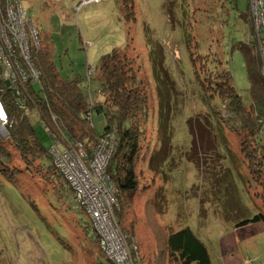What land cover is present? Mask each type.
<instances>
[{
	"label": "rangeland",
	"instance_id": "374dc122",
	"mask_svg": "<svg viewBox=\"0 0 264 264\" xmlns=\"http://www.w3.org/2000/svg\"><path fill=\"white\" fill-rule=\"evenodd\" d=\"M86 1L19 0L58 76L80 78L87 101L100 98L99 83L88 73L112 51L131 60L132 84L147 94L139 188L132 200L125 198L130 207L123 215H115L137 244L141 264L151 263L161 238L183 228L206 246L211 264H264V224L237 227L264 216V160L251 128L242 124L252 116L250 83L242 54L230 52L250 39L247 0H133L128 20L123 0ZM223 66L240 96L236 111L213 83L225 74ZM30 118L47 153L51 140L42 117ZM92 122L101 133L104 119L94 114ZM2 138L8 156H0V264L103 261L89 215L71 209L69 189L52 174L51 158H30L27 167Z\"/></svg>",
	"mask_w": 264,
	"mask_h": 264
},
{
	"label": "trees",
	"instance_id": "16d2710c",
	"mask_svg": "<svg viewBox=\"0 0 264 264\" xmlns=\"http://www.w3.org/2000/svg\"><path fill=\"white\" fill-rule=\"evenodd\" d=\"M123 1L121 6L122 13L124 18L128 20L133 12V0ZM246 14L248 19L245 22L247 24L249 22V26L251 25L252 27L249 11ZM246 14L245 18H247ZM257 48L251 31L249 41L232 45L230 52L237 50L243 57L246 76L250 83L248 92L252 116H246V121L242 124L251 128L252 144L255 148L258 146L260 149L258 154L264 160V77L260 72L261 58ZM32 54L34 67L40 74V83L27 86V90L34 102H31V99L25 100L29 109L27 115L20 112L14 113L13 119H16V123L8 130V136L4 139H7V143H10L15 152L19 154L22 162L29 167L31 166L28 163L30 158H36V161H40L45 154L50 157L48 149L47 153L42 149L35 134V125L32 118L29 119L32 113L38 118L39 116L42 117L41 119L39 118L40 124L44 123V121L50 123L51 117L54 116L56 118V126L72 140L77 142L80 140L84 145H87L89 148H85V150L88 152L97 147L100 137L112 132L114 134V146L105 173L117 191V207L114 209V218L115 215H123V207H126V204H128V208L130 207L129 200L126 203L125 198L132 200L139 188L136 162L139 159L137 157L139 139L143 133L141 127L145 124L147 118V94L141 88L140 83L132 84L135 76L131 60L122 52L112 51L110 54L100 58L98 66L93 71V75L99 83L100 98L93 101L91 110L92 113L102 117L105 122L102 132L96 133L84 119L88 101L81 89L80 78H60L54 69V64L46 56L45 50L40 44L39 49ZM222 69L226 75L213 77V83L217 93H220L224 102L228 103L227 108L230 110L232 107L233 111L235 107L236 111V109L240 108L237 101L240 96L235 94L236 91L232 85L230 71L224 66ZM221 83H223V87L220 85ZM210 88L213 87L210 86ZM6 96L9 98L10 94L6 93ZM94 140L95 143L93 142ZM3 143L0 142V156L2 157L8 156L3 149ZM245 146L243 145L240 148L242 156H244L242 149ZM251 163L254 164V162ZM262 163L264 164V161ZM39 172L40 164L39 169L34 173ZM51 172L54 176L63 180L53 164ZM250 173L254 174V171H250ZM64 183L66 182L64 181ZM69 192L71 195L70 189ZM120 199L121 203L123 200L125 201L123 206L119 205ZM118 209L120 210L118 211ZM255 223L264 224V216L257 214L249 220L241 221L237 227ZM93 232L98 250L104 259L103 261H97L95 264H112L101 251L98 236L94 230ZM122 232L123 234L125 233L124 231ZM126 237L128 240L131 239L127 235ZM136 247L137 264H141L137 244ZM157 247L158 249L154 253L153 258L150 259L152 260L151 263L146 261L147 263L143 262V264H211V258L206 246L194 235L190 228H183L170 233L165 237V241L161 238L157 242Z\"/></svg>",
	"mask_w": 264,
	"mask_h": 264
},
{
	"label": "built area",
	"instance_id": "2783aa9c",
	"mask_svg": "<svg viewBox=\"0 0 264 264\" xmlns=\"http://www.w3.org/2000/svg\"><path fill=\"white\" fill-rule=\"evenodd\" d=\"M247 2L251 31L261 58L260 72L264 77V0ZM38 49L37 33L19 0H0L1 137H7L8 130L16 123L14 113L27 115L29 109L26 101L31 99L34 102L27 86L40 83V74L34 67L32 54ZM93 71L88 73V79ZM6 93L10 94L9 98ZM92 106L93 100L88 101L84 119L90 121L87 124L94 128ZM41 126L51 140L48 154L52 164L71 191L74 205L71 208L81 209L89 215L105 257L112 264H137L136 244L132 239H127L115 221L117 191L105 173L113 151L114 134L111 132L100 137L97 147L88 152L83 143L72 140L56 126L54 116L50 123L44 121Z\"/></svg>",
	"mask_w": 264,
	"mask_h": 264
},
{
	"label": "water",
	"instance_id": "95a60500",
	"mask_svg": "<svg viewBox=\"0 0 264 264\" xmlns=\"http://www.w3.org/2000/svg\"><path fill=\"white\" fill-rule=\"evenodd\" d=\"M6 85H9V82H6Z\"/></svg>",
	"mask_w": 264,
	"mask_h": 264
}]
</instances>
